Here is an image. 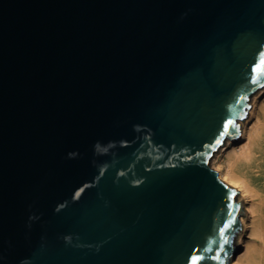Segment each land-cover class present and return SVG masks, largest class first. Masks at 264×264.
Wrapping results in <instances>:
<instances>
[{"label": "water", "instance_id": "obj_1", "mask_svg": "<svg viewBox=\"0 0 264 264\" xmlns=\"http://www.w3.org/2000/svg\"><path fill=\"white\" fill-rule=\"evenodd\" d=\"M263 87L264 0H0V264H232Z\"/></svg>", "mask_w": 264, "mask_h": 264}, {"label": "bare ground", "instance_id": "obj_2", "mask_svg": "<svg viewBox=\"0 0 264 264\" xmlns=\"http://www.w3.org/2000/svg\"><path fill=\"white\" fill-rule=\"evenodd\" d=\"M250 104L240 137L227 140L211 161L220 178L240 192L247 210L232 264H264V87Z\"/></svg>", "mask_w": 264, "mask_h": 264}]
</instances>
